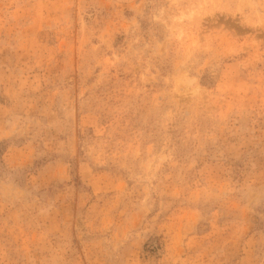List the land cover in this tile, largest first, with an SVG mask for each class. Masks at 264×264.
Returning <instances> with one entry per match:
<instances>
[{
    "label": "rangeland",
    "instance_id": "1",
    "mask_svg": "<svg viewBox=\"0 0 264 264\" xmlns=\"http://www.w3.org/2000/svg\"><path fill=\"white\" fill-rule=\"evenodd\" d=\"M0 264H264V0H0Z\"/></svg>",
    "mask_w": 264,
    "mask_h": 264
}]
</instances>
